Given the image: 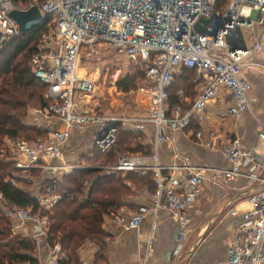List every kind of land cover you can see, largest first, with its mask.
Listing matches in <instances>:
<instances>
[{"label":"built area","instance_id":"obj_1","mask_svg":"<svg viewBox=\"0 0 264 264\" xmlns=\"http://www.w3.org/2000/svg\"><path fill=\"white\" fill-rule=\"evenodd\" d=\"M37 5L44 16L51 17L50 31L43 34L32 61L35 76L48 86L46 97L51 103L36 109L42 117L41 135L32 141L7 138L6 162L15 166L12 185L19 179L32 181L39 199L38 209L19 207L0 191V207L10 216L13 235L38 243H46L47 257L38 264H67L68 255L60 243L49 245L50 215L63 199L56 183L78 166L66 161L64 146L73 131L90 125H101L102 132L94 145L107 152L116 142L119 123L137 130L154 128L150 154H125L106 169L116 173L137 172L146 177L154 174L157 189L151 206H140L129 218L111 214L110 222L125 228L139 229L148 214L153 216L141 264H149L154 253L156 227L162 211L172 213L185 226L188 211L203 195V183L210 179L228 185L240 176L264 183L256 169H264L255 147H245L239 137L222 138L214 134L205 141L202 131L193 133L197 143L217 150L231 163L230 169L194 164L188 154L176 152L172 164L161 161L162 146L176 131H186L194 122L206 119L212 100L224 93L227 115L239 117L253 113L251 83L242 77L245 66L253 65V57L264 59V0H42L21 6L13 0H0V53L21 34L19 24L10 16L14 10H28ZM201 18L202 31L197 29ZM263 28L261 37L240 45L237 33L245 29L255 34V26ZM105 47L121 49L130 60L144 64L149 85L147 115L121 118L79 110L83 93L93 88V81L78 74L82 57L99 54ZM264 66V60L263 64ZM194 72V99L187 88L178 91V104H171V90L182 70ZM259 123L258 138L264 143V121ZM60 124L58 127L53 125ZM246 168L249 172H244ZM33 171H40L33 178ZM251 209L242 213L226 264H264V189L248 196ZM236 215L235 209L229 211ZM183 245L175 251L179 254ZM82 264H87L85 261Z\"/></svg>","mask_w":264,"mask_h":264},{"label":"crops","instance_id":"obj_2","mask_svg":"<svg viewBox=\"0 0 264 264\" xmlns=\"http://www.w3.org/2000/svg\"><path fill=\"white\" fill-rule=\"evenodd\" d=\"M254 32L255 34L251 35L248 34L247 30L240 29L237 33L238 43L240 45H249L255 38L261 37L263 32L262 26L256 25ZM102 54L95 57L102 56ZM263 60L262 55H255L253 57V65L245 66L242 71V77L250 82L252 86L250 98L253 103V113L245 112L239 117L227 115L225 105L222 103L226 95L222 93L219 99L212 100L209 103L205 120L194 122L186 131L174 132L169 141L162 146L161 161L164 164H172L174 162V154L178 152L190 155L196 165L230 169L231 163L220 152L210 150L197 143L192 136L197 131H202L205 141L211 139L214 134H219L222 138L227 139L239 137L245 147H255L258 152L263 154L258 155L261 157L259 159L264 157V143L262 144L259 141V123L255 118L258 117L264 121ZM93 80L96 81V79ZM148 88V83L143 82L140 89H147L146 94H148V97L145 100H143L144 97L142 95L134 97V108L131 110H127L125 104L118 98H116L117 103L115 106L111 107L113 111L110 112H106L108 111V108L106 110V106L109 107V102L107 101L106 104H103L104 102L100 101L101 97L91 98L92 105L101 112L110 113L107 116H118L121 118L144 116L150 111ZM119 96L120 93L117 94V97ZM100 104L103 106L101 107ZM119 110L122 112H119ZM88 113L93 112L88 111ZM59 125V123L53 125L50 129ZM123 126L127 129H134L133 126L127 123H123ZM88 127L89 131H85ZM88 127L73 131L70 139L64 146L66 159L69 158L68 155L72 146L70 142L82 139L83 132L84 135L86 134L83 140L92 135L91 141H94L104 129L101 125H90ZM143 131L145 137H147L146 143L151 146L154 140L153 126L148 125ZM243 171L249 172L246 168H243ZM255 172L261 174L264 178V169L258 168ZM263 189L264 183L246 176H240L228 185H221L220 183L206 179L203 183V195L200 196L197 203L188 211L189 221L185 226L168 211H162L159 214L156 227L155 249L153 255L150 257L149 264H226L229 259L237 226L242 221V213L252 207L248 201V196L254 191ZM136 193V196L127 198L126 204L118 211L111 212L104 217L105 223L103 224V228L109 236L106 240L104 254L100 258H97V254H99L101 248L98 244L89 240L81 250L80 264L84 261L87 264L142 263L146 241L153 225V216L148 214L142 221L139 229L125 228L119 224H112L109 218L111 214L116 213L129 219L140 206H151L154 203V193L147 187L137 190ZM231 209H235L238 213L236 215L230 214L229 211ZM180 243L183 247L177 255L175 251ZM47 248V244L42 243L38 249L37 257L42 262L47 257Z\"/></svg>","mask_w":264,"mask_h":264},{"label":"trees","instance_id":"obj_3","mask_svg":"<svg viewBox=\"0 0 264 264\" xmlns=\"http://www.w3.org/2000/svg\"><path fill=\"white\" fill-rule=\"evenodd\" d=\"M13 1L29 6L36 0ZM51 21V17L45 16L41 26L15 37L0 53V191L11 203L36 210L39 199L32 190L34 183L23 179H19L17 185L10 183L9 178L13 177L16 168L14 163L6 162L8 156L4 154V146L7 138L24 136L32 141L41 135V126L29 125L24 118L31 108L45 109L52 102L46 97L48 86L35 76L32 61L43 34L50 31ZM193 74L192 70L184 68L178 76L171 90L173 106L178 104L177 94L182 88H187L190 98L194 99ZM138 75L142 82H146L144 70ZM137 80L129 77L120 81L118 87L128 93L137 88ZM143 137V130L125 129L119 123L117 140L107 152L94 147L89 153L82 154L79 163L88 165L78 166L56 183L63 199L50 215L48 243H60L68 255L67 264L81 263V250L89 240L100 246L101 251L97 254L100 258L109 237L103 228L104 217L118 211L126 204L127 198L136 196L139 189L147 187L155 194L157 183L154 174L144 177L137 172L106 171V167L113 165L121 155L150 154L152 145L147 144ZM97 160H100V167H92ZM31 173L36 175V171ZM22 181H26L27 188L20 184ZM0 210V264H38V243L13 235L9 229L10 221L4 218L6 214L1 207Z\"/></svg>","mask_w":264,"mask_h":264},{"label":"rangeland","instance_id":"obj_4","mask_svg":"<svg viewBox=\"0 0 264 264\" xmlns=\"http://www.w3.org/2000/svg\"><path fill=\"white\" fill-rule=\"evenodd\" d=\"M110 47H105L102 49V52H104L102 54V56L99 57H95L97 54H89L86 53L82 59H81V68L84 70V74L91 78V79H96L98 88L100 90V94L101 98L100 101L103 104H106V102H109V107L106 106V110L108 108V111L106 112H110L113 111L111 109V107L115 106V104L117 103L116 98H118L120 101H122L123 104H125L126 109L127 110H131L134 107V97H136L137 95H142L144 98L143 100H145V98L148 97L147 93V89H140V86L143 84V82L140 80L139 77V71H143L144 69V64L140 63V62H134L124 56L118 55L117 53H115L114 51L109 50ZM129 77L132 78H136V80L138 81V86L135 90H132L128 93L123 92L119 89L118 87V83L122 80H125ZM120 93V96L117 97V94ZM123 98V99H122ZM99 102V103H101ZM120 103V104H122ZM101 107L103 106L102 104H100ZM110 109V110H109ZM38 110V109H37ZM117 110V109H116ZM119 112H122L121 110H119ZM36 109L31 108L29 114L24 118L25 122L29 125H36V126H42V124L44 123L43 118L42 117H38V119L36 118ZM92 126H96V125H92ZM41 128V127H40ZM125 129H127L125 127ZM85 131H89V127L88 129H86ZM40 132L42 133V130L40 129ZM87 133V132H85ZM93 134V133H92ZM86 135V134H85ZM84 135V132L82 133V139L78 140V141H73L70 142L71 146V150L69 152V155L66 159V161L68 163H71L73 165L76 164H80L77 166H81V167H86V165L79 163L80 162V157L82 154H87L89 153L90 149L94 148V141L92 140V135L90 137H88L87 139L83 140L86 136ZM20 138L26 139L24 136H19ZM27 140V139H26ZM74 140V139H73ZM143 140L146 142L147 141V137H143ZM86 162V161H84ZM100 160L94 161L92 163V167H100ZM110 166V165H108ZM79 168V167H77ZM76 168H74L73 170H75ZM106 171H109L108 169H106ZM71 172V171H70ZM67 172L66 174L70 173ZM110 172V171H109ZM41 172L40 171H36V175H33V178H39L41 176ZM120 175V174H119ZM23 187L27 188V183L26 181H22L20 183ZM33 187V186H32ZM31 188V187H30ZM1 211V210H0ZM2 212V211H1ZM4 218L8 221H10V216L5 215ZM10 223V222H9ZM8 228V227H7ZM12 233V232H11ZM13 234V233H12Z\"/></svg>","mask_w":264,"mask_h":264},{"label":"water","instance_id":"obj_5","mask_svg":"<svg viewBox=\"0 0 264 264\" xmlns=\"http://www.w3.org/2000/svg\"><path fill=\"white\" fill-rule=\"evenodd\" d=\"M10 16L19 24L21 34L41 26L45 20V16L37 5L32 6L28 10H14ZM201 22L206 24L209 21L208 19L201 18L200 23L197 24L199 31L203 30ZM243 46L245 47V45Z\"/></svg>","mask_w":264,"mask_h":264},{"label":"bare ground","instance_id":"obj_6","mask_svg":"<svg viewBox=\"0 0 264 264\" xmlns=\"http://www.w3.org/2000/svg\"><path fill=\"white\" fill-rule=\"evenodd\" d=\"M109 50L114 51L118 55H121V56H124V57L130 59V57L121 49L110 48ZM102 53L103 52L97 54L96 56L101 55ZM78 74L81 75V76L83 75V76L87 77L84 74V70L81 68V63L79 65V67H78ZM87 78L90 79L91 81H93V88L88 93H83L82 94L81 99L78 101L79 102L78 109L79 110H83V111L85 110V112H87V113H88V111H92L93 113H104L103 115L107 116V114H110V113L101 112V111L97 110L96 107H94L92 105L91 98H94V99L95 98H99V97H101V94H100V90L98 88V85H97L96 81L91 79V78H89V77H87ZM148 87H149V85H148Z\"/></svg>","mask_w":264,"mask_h":264}]
</instances>
